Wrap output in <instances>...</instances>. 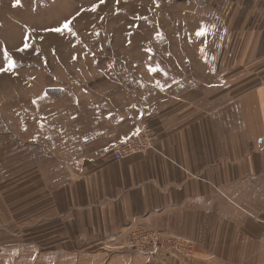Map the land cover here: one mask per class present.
<instances>
[{
	"label": "rangeland",
	"instance_id": "374dc122",
	"mask_svg": "<svg viewBox=\"0 0 264 264\" xmlns=\"http://www.w3.org/2000/svg\"><path fill=\"white\" fill-rule=\"evenodd\" d=\"M263 70L264 0H0V185L30 171L55 187L77 172L59 161L74 147L68 139L67 149L58 147V130L75 112L55 111L57 98L88 87L107 92L119 80L145 114L146 149L133 154L153 152L171 130L196 129L201 119L219 148L238 124L236 96L263 80ZM89 114L77 116L85 127ZM12 194L0 196V264H115L124 249L141 260L196 255L195 242L175 233L149 253L152 234L160 241L168 233L149 224L127 229L140 236L132 247L34 245ZM63 250L90 252L54 259Z\"/></svg>",
	"mask_w": 264,
	"mask_h": 264
},
{
	"label": "crops",
	"instance_id": "0c3cea01",
	"mask_svg": "<svg viewBox=\"0 0 264 264\" xmlns=\"http://www.w3.org/2000/svg\"><path fill=\"white\" fill-rule=\"evenodd\" d=\"M113 83L104 93L88 87L54 101L55 111L75 112L58 130V147L67 149L66 139L74 147L59 161L77 164L75 174L55 187L30 171L0 185V196L11 189L19 202L28 240L125 243L128 228L149 224L190 238L196 255L141 260L124 249L115 264H264V79L236 96L238 124L223 133L219 148L201 119L192 132L171 130L153 152L122 159L112 155L114 145L141 130L145 114L126 83ZM85 113L87 127L77 119ZM89 252L63 250L54 259Z\"/></svg>",
	"mask_w": 264,
	"mask_h": 264
},
{
	"label": "built area",
	"instance_id": "2783aa9c",
	"mask_svg": "<svg viewBox=\"0 0 264 264\" xmlns=\"http://www.w3.org/2000/svg\"><path fill=\"white\" fill-rule=\"evenodd\" d=\"M144 134H145V129H142L140 132H136L135 134L128 137L124 141H121L113 148L112 155H114L116 159H122L129 155H132L133 153H140L141 151H144L146 149L145 144H147V142L143 140ZM160 234H161L160 232L152 234V236L156 237V238L150 237L153 243H151L148 240L146 241L147 245L144 247V249L149 251V253H153L158 250V247L162 248V246H164L163 245L164 236L173 239V236L170 233H165L162 234L163 237L159 241L158 239L161 238L159 237ZM125 235H126L125 240L127 241L128 247L129 246L132 247L134 246V244H138L136 240L140 236L138 235L135 229L134 230L131 229L127 231Z\"/></svg>",
	"mask_w": 264,
	"mask_h": 264
},
{
	"label": "snow or ice",
	"instance_id": "6c2138e0",
	"mask_svg": "<svg viewBox=\"0 0 264 264\" xmlns=\"http://www.w3.org/2000/svg\"><path fill=\"white\" fill-rule=\"evenodd\" d=\"M69 24H70V21H66L65 24H64V29H68L69 28ZM63 29H56V31H62ZM202 34V33H201Z\"/></svg>",
	"mask_w": 264,
	"mask_h": 264
}]
</instances>
